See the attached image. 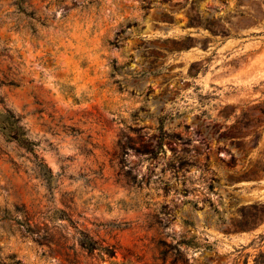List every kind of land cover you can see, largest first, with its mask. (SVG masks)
<instances>
[{
  "label": "rangeland",
  "instance_id": "1",
  "mask_svg": "<svg viewBox=\"0 0 264 264\" xmlns=\"http://www.w3.org/2000/svg\"><path fill=\"white\" fill-rule=\"evenodd\" d=\"M0 116V264L264 252V0H0Z\"/></svg>",
  "mask_w": 264,
  "mask_h": 264
},
{
  "label": "trees",
  "instance_id": "2",
  "mask_svg": "<svg viewBox=\"0 0 264 264\" xmlns=\"http://www.w3.org/2000/svg\"><path fill=\"white\" fill-rule=\"evenodd\" d=\"M8 120H9V117L3 116V119H2V117L0 116V123H5ZM15 134L17 135V133H15ZM20 134H21V136L23 135L22 132ZM17 136H19L17 138L20 139V141L22 142V144H24L25 146L29 147L31 145L30 142L25 141V139H21L22 137L20 138V135H17ZM257 206L258 205H252L251 206V207H254V208L258 209V210H256V212L254 213V215L252 217H250V218L247 219V221H246L247 223H240V224H238L237 227L239 229H241V230H248L251 227H255L263 219V216H264V205L262 207L263 209H259V208H257ZM242 215L245 216L244 213H242ZM87 248L89 250H93L94 249V246L88 245ZM257 263L264 264V252L261 253L260 256H259V259L256 260V264Z\"/></svg>",
  "mask_w": 264,
  "mask_h": 264
}]
</instances>
